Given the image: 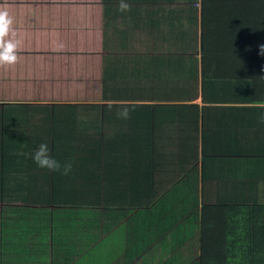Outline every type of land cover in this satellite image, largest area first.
Instances as JSON below:
<instances>
[{
	"label": "crops",
	"instance_id": "crops-1",
	"mask_svg": "<svg viewBox=\"0 0 264 264\" xmlns=\"http://www.w3.org/2000/svg\"><path fill=\"white\" fill-rule=\"evenodd\" d=\"M126 2L0 0V264H201L264 197V0Z\"/></svg>",
	"mask_w": 264,
	"mask_h": 264
},
{
	"label": "trees",
	"instance_id": "trees-1",
	"mask_svg": "<svg viewBox=\"0 0 264 264\" xmlns=\"http://www.w3.org/2000/svg\"><path fill=\"white\" fill-rule=\"evenodd\" d=\"M133 106L140 107L141 105ZM9 195L11 194L0 192V202L5 201ZM248 196L255 206L253 219L246 223V220L243 219L230 218L229 214L223 210L220 226L223 235L219 241H215V238L206 240L205 244L210 246L214 252L212 251L207 255L203 254L201 264H264V211H262L264 210V204H262L264 197L259 188ZM23 197L32 205H39L40 208H46L52 201H57L55 194L31 192ZM204 199L205 208L208 210L212 206H219V202L226 200L219 193H211L209 197L205 195ZM205 220V224L213 231L214 227L217 226V221L211 217ZM2 225L4 224L2 223ZM234 230L236 231L235 234H233ZM215 247H219L220 250L216 252Z\"/></svg>",
	"mask_w": 264,
	"mask_h": 264
},
{
	"label": "clouds",
	"instance_id": "clouds-1",
	"mask_svg": "<svg viewBox=\"0 0 264 264\" xmlns=\"http://www.w3.org/2000/svg\"><path fill=\"white\" fill-rule=\"evenodd\" d=\"M128 4L126 0H119V11H126ZM12 23L11 17L6 11H0V38L5 37L10 29ZM16 43L10 39H4L0 45V63L11 65L16 57ZM261 54H264V45L260 46ZM119 116L123 119L128 118V110L122 109ZM261 122H264V114L259 117ZM30 158L37 168L47 170L49 172H60L63 175H68L72 171V163L70 161L61 162L55 158L49 149L46 142H40L30 153Z\"/></svg>",
	"mask_w": 264,
	"mask_h": 264
}]
</instances>
